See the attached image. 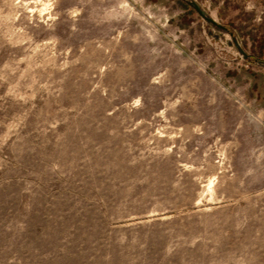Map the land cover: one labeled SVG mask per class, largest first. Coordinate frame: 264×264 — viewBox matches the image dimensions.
I'll return each mask as SVG.
<instances>
[{
    "label": "rangeland",
    "instance_id": "1",
    "mask_svg": "<svg viewBox=\"0 0 264 264\" xmlns=\"http://www.w3.org/2000/svg\"><path fill=\"white\" fill-rule=\"evenodd\" d=\"M0 264H264V0H0Z\"/></svg>",
    "mask_w": 264,
    "mask_h": 264
}]
</instances>
